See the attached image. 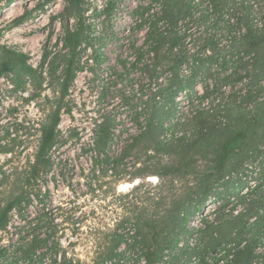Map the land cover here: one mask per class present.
Instances as JSON below:
<instances>
[{"label": "trees", "instance_id": "obj_1", "mask_svg": "<svg viewBox=\"0 0 264 264\" xmlns=\"http://www.w3.org/2000/svg\"><path fill=\"white\" fill-rule=\"evenodd\" d=\"M14 1L0 0V11ZM116 1L87 15L82 0H66L63 35L55 50L44 44L37 66L27 52L0 40V76H7L15 90L29 92L24 99L38 102L40 112L28 122L33 133L23 140L22 150L31 152L23 155L16 144L0 146V153L10 154L0 161V242L13 214H22L53 168L52 151L68 140L59 124L72 110L71 86L91 59L92 70L103 63L110 37L107 26L94 32L93 18L104 16L107 24ZM28 13L13 25L22 24ZM133 17V28L146 31L143 43L133 44L131 65L149 83L147 91L140 82L134 86L144 97L132 115L138 130L119 154L110 155L115 129L104 117L92 143L116 182L125 175L141 181L125 195L131 198L112 226L93 225L90 259L69 253L48 233L21 238L14 262L264 264V0H151L138 4ZM196 28L202 32L195 34ZM127 63L122 60V79H130ZM182 98L194 108L176 117ZM127 158L132 170L119 171ZM148 176H158V183L148 182ZM210 198L217 202L212 214L203 213L192 226V217ZM7 252L0 246V264L2 259L12 263Z\"/></svg>", "mask_w": 264, "mask_h": 264}, {"label": "rangeland", "instance_id": "obj_2", "mask_svg": "<svg viewBox=\"0 0 264 264\" xmlns=\"http://www.w3.org/2000/svg\"><path fill=\"white\" fill-rule=\"evenodd\" d=\"M108 1L82 0V6L88 10V15L95 8H103ZM150 1L117 0L111 21L105 24L102 23L104 16L93 18L95 33L99 34L106 26L110 32L103 47L105 59L95 70L90 68L94 63L91 59L89 68L79 72L71 86L68 98L72 110L62 114L59 124L60 131L68 140L52 151L54 165L43 177L40 190L21 215L17 212L13 214L9 231L3 233L4 240L0 246H7L9 260L13 259L21 238L31 234L46 236L48 233H52V237L69 253L90 259L95 250L91 242L93 225L101 221L112 226L122 212V204L131 198V195L129 198L125 195L131 192L136 182L141 181L129 180L130 176L125 175L124 179L116 182L113 171L107 170V164L97 159L92 141L97 124L104 117L113 120L115 129L110 155L119 154L127 138L137 133L138 127L133 123L132 115L136 106L141 107L144 97L142 91L134 93V86L140 82L147 91L149 83L141 70L131 65L135 60L133 44L141 45L146 31L145 28H133V10L138 4L147 5ZM66 5V0L14 1L0 11L1 43L27 52L32 64L37 66L44 44L47 42L49 48L55 50L57 39L63 35L62 20L66 18ZM26 12H29L28 18L18 26L13 25L14 19ZM70 21L73 22L72 17ZM199 30L196 28L195 34L202 32ZM91 53L89 51L87 54ZM122 60L128 61L130 79L120 76L124 72ZM241 85L237 83L235 88L239 89ZM197 89L201 93L204 91L201 82ZM45 93L53 96L50 89ZM28 96L29 92L15 90L7 76H0V146L16 144L15 149L20 151L24 147L26 134L33 133L30 130L32 123L28 122L37 119L40 112L38 102L24 99ZM195 104L197 106V102ZM204 104H207L206 101ZM192 107L194 105L191 106L187 98H182L176 117ZM16 128L20 129L19 132H15ZM168 134L170 136L171 133ZM29 152L31 149L23 151V155ZM9 157L10 154L0 153L1 163H5ZM130 161L129 158L125 159L119 171H131ZM146 180L154 185L159 177L148 176ZM123 184L129 186L122 189ZM216 205L217 202L210 198L204 211L192 217V226L199 224L203 213L212 214ZM20 225L21 229L18 227ZM126 228L129 229L128 226ZM46 260L43 264H49ZM1 264L21 263L14 262V259L8 263L2 259Z\"/></svg>", "mask_w": 264, "mask_h": 264}, {"label": "bare ground", "instance_id": "obj_3", "mask_svg": "<svg viewBox=\"0 0 264 264\" xmlns=\"http://www.w3.org/2000/svg\"><path fill=\"white\" fill-rule=\"evenodd\" d=\"M128 186H129L128 184H123L121 188H122V189H125V188H127Z\"/></svg>", "mask_w": 264, "mask_h": 264}, {"label": "water", "instance_id": "obj_4", "mask_svg": "<svg viewBox=\"0 0 264 264\" xmlns=\"http://www.w3.org/2000/svg\"><path fill=\"white\" fill-rule=\"evenodd\" d=\"M138 182H136L135 184H137Z\"/></svg>", "mask_w": 264, "mask_h": 264}]
</instances>
